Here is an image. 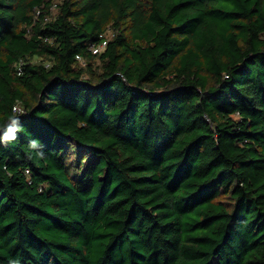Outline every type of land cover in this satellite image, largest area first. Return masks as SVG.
I'll use <instances>...</instances> for the list:
<instances>
[{"label":"trees","instance_id":"trees-1","mask_svg":"<svg viewBox=\"0 0 264 264\" xmlns=\"http://www.w3.org/2000/svg\"><path fill=\"white\" fill-rule=\"evenodd\" d=\"M52 7L0 0V264H264V0Z\"/></svg>","mask_w":264,"mask_h":264},{"label":"clouds","instance_id":"clouds-1","mask_svg":"<svg viewBox=\"0 0 264 264\" xmlns=\"http://www.w3.org/2000/svg\"><path fill=\"white\" fill-rule=\"evenodd\" d=\"M21 130H22V128L20 125L19 116L18 115L9 116L8 122L2 128H0V132H2V136H0V143L8 144V143H12V142L16 141L17 133L20 132ZM38 146L42 148V145L40 144V142L38 140H36V139L29 140V142H28V148L29 149H35ZM37 156L39 158H43L44 153L40 152L37 154ZM13 264H14V262H13Z\"/></svg>","mask_w":264,"mask_h":264},{"label":"built area","instance_id":"built-area-1","mask_svg":"<svg viewBox=\"0 0 264 264\" xmlns=\"http://www.w3.org/2000/svg\"><path fill=\"white\" fill-rule=\"evenodd\" d=\"M57 4H58L57 2H53V7L55 8ZM107 44H108V37L104 36L99 44H92L90 46V50L92 51V53L99 54L106 49ZM76 58L78 59V61H81V63L85 64L84 59L80 55H77ZM18 73L19 74L22 73L21 66H18ZM14 111L21 114L27 112L26 109L19 102L14 105Z\"/></svg>","mask_w":264,"mask_h":264},{"label":"rangeland","instance_id":"rangeland-1","mask_svg":"<svg viewBox=\"0 0 264 264\" xmlns=\"http://www.w3.org/2000/svg\"><path fill=\"white\" fill-rule=\"evenodd\" d=\"M62 0H53V2H57V3H60ZM52 9V12L53 13H56L57 12V6L54 8V7H52L51 8ZM112 35H113V31H112V29H110L109 28V30L107 31V36H108V38H111L112 37ZM100 62H99V60L96 62V65H98ZM81 65H83V63L81 64Z\"/></svg>","mask_w":264,"mask_h":264}]
</instances>
